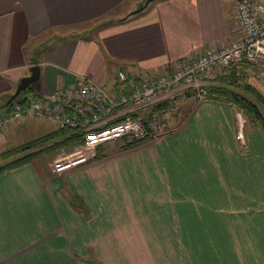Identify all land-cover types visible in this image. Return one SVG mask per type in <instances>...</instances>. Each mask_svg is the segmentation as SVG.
<instances>
[{
	"label": "crops",
	"instance_id": "obj_1",
	"mask_svg": "<svg viewBox=\"0 0 264 264\" xmlns=\"http://www.w3.org/2000/svg\"><path fill=\"white\" fill-rule=\"evenodd\" d=\"M240 1L154 0L130 14L145 0H0V115L34 64L29 93L42 98L84 78L129 91L237 39ZM115 11L125 19L86 27ZM237 111L188 98L156 139L73 144L1 173L0 264H264V134L244 115L237 140ZM59 128L24 115L0 131V154Z\"/></svg>",
	"mask_w": 264,
	"mask_h": 264
},
{
	"label": "built area",
	"instance_id": "obj_2",
	"mask_svg": "<svg viewBox=\"0 0 264 264\" xmlns=\"http://www.w3.org/2000/svg\"><path fill=\"white\" fill-rule=\"evenodd\" d=\"M239 37L186 56L176 65L160 68L129 91H113L84 78L42 98L24 94L11 111L0 115V131L24 115L51 121L81 134V147L94 149L109 141L138 143L175 129L174 117L188 98L205 99L207 87L225 69L241 70L249 62L253 76L264 83V0H241L235 7ZM120 81L125 74L119 72ZM70 110V111H69ZM236 138L244 142V113L237 111Z\"/></svg>",
	"mask_w": 264,
	"mask_h": 264
},
{
	"label": "trees",
	"instance_id": "obj_3",
	"mask_svg": "<svg viewBox=\"0 0 264 264\" xmlns=\"http://www.w3.org/2000/svg\"><path fill=\"white\" fill-rule=\"evenodd\" d=\"M124 19L125 18L110 19L101 25H109L111 23L120 22ZM244 63L250 64L246 61ZM212 82H214V84H210L207 87V95L227 100L236 105L238 109L243 111L247 118H251L259 125L264 134V96L259 93L256 88L246 82L245 72L243 70L238 71L235 66H231L227 73L223 72ZM30 90L31 86L21 92L14 100L20 102V104H24L23 96L24 94L29 93ZM3 107L4 112L8 113L11 111V103L3 105ZM59 137H62V139L55 141V139ZM82 141L81 134L73 132L70 128L60 127L56 131V134L54 133L52 135L35 139L8 151L5 154L7 155L5 160L8 161L0 164V174L17 167L34 157L59 148L79 144ZM126 145H132V143H127Z\"/></svg>",
	"mask_w": 264,
	"mask_h": 264
},
{
	"label": "water",
	"instance_id": "obj_4",
	"mask_svg": "<svg viewBox=\"0 0 264 264\" xmlns=\"http://www.w3.org/2000/svg\"><path fill=\"white\" fill-rule=\"evenodd\" d=\"M154 0H145L144 4L139 8L130 12V14H135L147 7V5ZM30 74L24 76L20 79L14 93L10 96L7 101V104H10L21 92L25 91L28 87H30L33 83H35L40 77V67L37 64L32 65L29 68Z\"/></svg>",
	"mask_w": 264,
	"mask_h": 264
},
{
	"label": "rangeland",
	"instance_id": "obj_5",
	"mask_svg": "<svg viewBox=\"0 0 264 264\" xmlns=\"http://www.w3.org/2000/svg\"><path fill=\"white\" fill-rule=\"evenodd\" d=\"M137 8V7H136ZM135 9V8H134ZM118 15V12L117 11H115L114 13H112V14H110V15H108V16H105L104 17V19H102V21H100V22H98V24L95 26V24L96 23H91V24H87V26L86 27H88V28H91V27H93V29H95L96 27H98L99 28V26H101V24H103V23H105L107 20H110V19H114V18H116V16ZM95 26V27H94ZM79 29H81V26H78V27H72L71 28V30H79ZM51 127L52 128H55V125L54 124H51ZM32 133H35V131H29L27 134H25L26 135V137H28L29 139L31 138V136L33 135ZM15 139L14 138H12L11 139V141L13 142ZM7 153V152H6ZM6 157H7V155H5V153H2V154H0V164H3V163H5V162H7L5 159H6ZM10 158H13V157H10ZM7 159H9V158H7ZM3 160V161H2ZM5 160V161H4Z\"/></svg>",
	"mask_w": 264,
	"mask_h": 264
}]
</instances>
